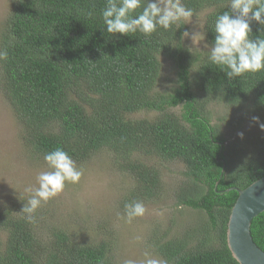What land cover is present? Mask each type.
Here are the masks:
<instances>
[{
  "label": "trees",
  "instance_id": "trees-1",
  "mask_svg": "<svg viewBox=\"0 0 264 264\" xmlns=\"http://www.w3.org/2000/svg\"><path fill=\"white\" fill-rule=\"evenodd\" d=\"M229 2L183 0L194 15L206 10L209 47L215 19ZM105 6L106 0H11L0 27V52L7 53L0 58V91L22 126L25 147L43 159L62 147L75 162L112 152L113 167L135 180L137 195L128 203L157 194L158 164L146 159L182 163L176 203L205 218L187 238L154 244L155 252L166 264H238L226 243L238 195L232 187L264 176V132L227 143L207 105L240 111L237 125L254 116L264 123V71L229 80L208 60L211 48L190 50L181 40L184 22L148 37L111 36L101 18ZM251 27L253 39L264 38V29ZM166 64L173 77L160 87ZM21 210L0 209V264H114L103 242L81 243L55 227L41 239ZM250 233L264 251V210Z\"/></svg>",
  "mask_w": 264,
  "mask_h": 264
},
{
  "label": "rangeland",
  "instance_id": "rangeland-1",
  "mask_svg": "<svg viewBox=\"0 0 264 264\" xmlns=\"http://www.w3.org/2000/svg\"><path fill=\"white\" fill-rule=\"evenodd\" d=\"M10 3L11 0H0V27ZM205 12L193 15L191 23L185 25L190 36L183 41L190 50L211 48L204 47L205 41L198 42L199 34L203 32ZM172 77L171 68L166 64L162 68L160 87ZM207 107L211 123L221 128L227 143L240 138L237 134L241 132L242 139L264 132L252 118H244L237 125L241 112L222 102H211ZM178 109L174 108L176 112ZM135 116L143 117L145 114L138 112ZM21 130L13 109L0 91V209L5 205L15 210L22 209L29 195L24 189L36 186L37 175L49 170L43 158L25 147ZM113 157L112 152L100 150L76 162L82 172L80 180L75 184L66 183L62 193L37 210L35 227L38 237L45 239L48 228H61L78 242L107 244L108 256L114 264H125L129 260L140 264L145 253L163 260L155 252L154 244L187 238L186 235L194 233L205 218L201 212L176 203L174 192L184 180L183 164L158 162L154 158L148 160L139 155L150 164H158L160 186L156 195L140 201L145 213L129 222L125 205L129 204V199L133 201V195H137L135 180L131 174L113 167Z\"/></svg>",
  "mask_w": 264,
  "mask_h": 264
},
{
  "label": "clouds",
  "instance_id": "clouds-1",
  "mask_svg": "<svg viewBox=\"0 0 264 264\" xmlns=\"http://www.w3.org/2000/svg\"><path fill=\"white\" fill-rule=\"evenodd\" d=\"M193 15V9L186 7L183 0H106V6L101 10L105 31L111 36L127 37L137 32L148 37L158 28L167 31L174 25L179 29L181 22L190 24ZM252 22L264 29V0H230L228 10L215 19V35L208 60L219 67L229 80L246 73L264 71V38H252ZM189 36V31L185 30L181 40ZM205 40L206 33L200 32L198 42ZM204 47H208V43H204ZM6 55V52H0V58ZM252 120L264 130L259 117L254 116ZM237 135L243 138L242 132ZM44 161L49 170L37 175L36 186L24 189L29 195L21 212L28 223H35L36 212L43 203L62 193L66 183H77L82 175L76 162L62 147L46 153ZM125 213L130 222L142 216L145 207L142 202L135 201L125 205ZM144 256L140 264H166V261L152 258L148 253ZM125 264L136 262L129 260Z\"/></svg>",
  "mask_w": 264,
  "mask_h": 264
},
{
  "label": "water",
  "instance_id": "water-1",
  "mask_svg": "<svg viewBox=\"0 0 264 264\" xmlns=\"http://www.w3.org/2000/svg\"><path fill=\"white\" fill-rule=\"evenodd\" d=\"M238 195L226 225V243L238 264H264V251L253 241L250 233L252 219L264 210V176L243 189L232 187Z\"/></svg>",
  "mask_w": 264,
  "mask_h": 264
}]
</instances>
